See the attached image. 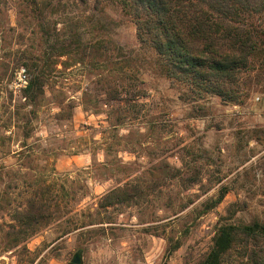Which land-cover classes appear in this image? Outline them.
Instances as JSON below:
<instances>
[{
    "label": "rangeland",
    "instance_id": "1",
    "mask_svg": "<svg viewBox=\"0 0 264 264\" xmlns=\"http://www.w3.org/2000/svg\"><path fill=\"white\" fill-rule=\"evenodd\" d=\"M94 6L61 0L43 14L52 29L86 23L82 40L108 51L48 58L41 5L0 0V264H74L77 252L81 264H199L220 222L264 220V67L253 59L232 98L168 78L118 0ZM32 61L45 71L33 101L15 85ZM119 187L135 198L106 203ZM32 189L62 209L14 245Z\"/></svg>",
    "mask_w": 264,
    "mask_h": 264
},
{
    "label": "trees",
    "instance_id": "2",
    "mask_svg": "<svg viewBox=\"0 0 264 264\" xmlns=\"http://www.w3.org/2000/svg\"><path fill=\"white\" fill-rule=\"evenodd\" d=\"M80 1L87 4L90 0ZM101 1L95 0L94 8L104 12L100 7ZM118 2L126 15L135 22L140 39L155 49L160 72L168 78L190 82L210 89L217 95L232 98V86L253 59L260 60L264 67V0ZM33 3L41 5L33 14L43 15L41 32L47 49L51 50L48 58L71 53L74 46L82 43H85V54L90 52V55L94 49L102 53L108 51L104 39L97 43L82 40V32L78 27L86 23L81 21L67 25L64 30H58L57 26L52 29L48 16L43 12L47 9V12L53 13L61 5V0H33ZM101 17L96 19L91 16L89 25L96 21L103 22ZM119 50L122 47L119 46ZM121 62H124L119 67L121 77L129 75L133 79V71H123L130 67V59L125 57ZM23 65L34 72V77L24 89L25 96L33 101L44 85L45 71L37 61L24 62ZM30 190L25 192L26 195L24 193L26 206L17 209L14 215L20 226L16 228L11 225L8 232L14 245L26 241L62 209L53 196L48 197V191ZM224 195L225 192H222L215 204ZM133 197L125 187H119L110 190L103 198L106 203L114 204L129 202ZM179 245L171 246L168 254ZM199 264H264V220L256 217L250 222H220L210 250Z\"/></svg>",
    "mask_w": 264,
    "mask_h": 264
},
{
    "label": "built area",
    "instance_id": "3",
    "mask_svg": "<svg viewBox=\"0 0 264 264\" xmlns=\"http://www.w3.org/2000/svg\"><path fill=\"white\" fill-rule=\"evenodd\" d=\"M29 84V77L25 69H21L17 72L15 77V85L17 88H25Z\"/></svg>",
    "mask_w": 264,
    "mask_h": 264
},
{
    "label": "water",
    "instance_id": "4",
    "mask_svg": "<svg viewBox=\"0 0 264 264\" xmlns=\"http://www.w3.org/2000/svg\"><path fill=\"white\" fill-rule=\"evenodd\" d=\"M72 261L74 264H81L83 262L81 253L80 252L75 253Z\"/></svg>",
    "mask_w": 264,
    "mask_h": 264
}]
</instances>
